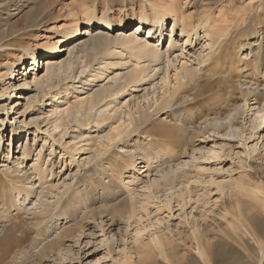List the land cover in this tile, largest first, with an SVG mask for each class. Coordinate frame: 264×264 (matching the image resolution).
<instances>
[{
    "label": "rangeland",
    "instance_id": "374dc122",
    "mask_svg": "<svg viewBox=\"0 0 264 264\" xmlns=\"http://www.w3.org/2000/svg\"><path fill=\"white\" fill-rule=\"evenodd\" d=\"M173 1L0 0V244L14 227L0 264H192L197 253L190 236L200 243L204 264H264V112L255 114L264 108V94L246 98L248 86L262 88L252 73L246 78L251 83H243L233 63L237 53L248 52L246 43L260 25L238 40L235 27L243 29V17L254 26L261 0L175 1L182 18L192 17L189 26L207 13L211 22L233 25L220 46L232 83L215 84L199 64L208 45L218 46L201 30L190 55L181 53L177 44L184 40L179 30L170 38L171 18L158 41L147 37L146 26L137 31L140 43L148 38V50L128 43L159 52L158 64L118 40L99 50L78 48L70 63L66 52L59 53L56 60L65 64L49 76L45 58L30 70L27 55L45 46L46 37L59 38L62 28L109 17L131 22L128 35L138 30L141 17L170 15ZM21 58L24 65L16 71L24 75L13 80ZM131 73L138 82L113 93ZM209 80L214 86L206 87ZM13 83L19 88H10ZM179 85L175 103L168 96ZM101 88L112 91L91 105L92 93ZM243 104L233 132L213 129L211 120L232 118ZM143 108L145 123L131 125L128 112L135 111L136 120ZM16 128L21 132L14 134ZM23 149L30 153L26 160ZM147 162L148 175L139 173ZM33 163L37 170L30 173ZM15 167L29 170L30 179ZM5 168H11L15 185L7 182ZM16 186L23 188L19 197ZM253 214L262 221H246L244 229L241 222Z\"/></svg>",
    "mask_w": 264,
    "mask_h": 264
},
{
    "label": "bare ground",
    "instance_id": "6f19581e",
    "mask_svg": "<svg viewBox=\"0 0 264 264\" xmlns=\"http://www.w3.org/2000/svg\"><path fill=\"white\" fill-rule=\"evenodd\" d=\"M175 1L176 0H174L173 3H171V4H173L172 5L173 10L170 11V15H164L162 13V14L155 15L152 19H149V18H146V17H141L140 19H138V21H137L138 23L134 27L135 28L134 30H136L137 28H138V30L132 31L133 30L132 29L129 32L128 35H126V32L124 30L130 25L131 22L125 21L126 19L125 20H123V19H121V20H113V19H111L109 17H102L98 21H96V20H94L92 18H89L84 23H80V22L77 21L70 28H62L61 31H60L59 38L53 40L54 39L53 37H50V36L46 37V40H48V41L46 42L45 46H43L42 48H39L36 51L31 52L30 54L27 55L29 57V61H30V65H29L30 68H31L30 70L34 71V70H36V67L39 68L40 60H43V58H45L46 70L48 72L47 76H49L50 73H51V70H54L56 68V66L61 68L65 64L64 60H62V61L56 60V57L58 56L59 53H65L66 52L67 53V60H65V61H67L66 63H70L72 58L77 53L76 51H77L78 48L79 49L82 48V50H85V49L99 50L103 46L107 45L108 43H112L113 41H117L118 42V40H119V44H121V42L123 41V43H126V45H128V43H134L133 45L136 46L135 43L139 44L140 40L138 39V36H136L135 34L137 33V31L141 30L142 28H146V27H147L146 30H147V35H148L147 37L148 38H152V39H156L158 41L159 39H162V37H163V34H164L163 30L165 28L164 26H166V20L171 18L172 19V29H171V31L173 33L171 32L172 34H171L170 38H173L176 35V33H177L176 30H179L180 36L184 40L181 45H180V43L177 44L179 47H181V49H179L181 51V53L190 55V52L193 49V47H192L193 40H196L198 31L201 30L202 33L204 34V38L206 40L213 41V44L214 45L217 44L219 47L217 46L214 49L210 45H208L210 51L207 54V59L202 61L206 56L203 57V58H199V64H200V62H201V64H205L203 66V68L204 67L206 68V70H205L206 74H209L210 79H212L213 81L216 82V81L219 80V82L221 81L223 83L230 82L231 79H230V77H228V72H227L228 70H224V67H223L224 66V59L226 57L225 58L221 57V54H222V51H223L221 47H223L222 44L227 42L228 38H230L229 35H230V32H232L230 30L231 29L233 30V28H234L233 25L231 24V26L233 28L231 26H228L229 24L226 26L225 24H227V23H225L224 21L222 22L220 20H219V23L216 22V21L215 22H211V21H209L210 14L207 13L209 16L207 14H204L206 16H203L204 18L202 17V19H200L201 21L199 22V24L196 27L189 26V24L187 25L186 23H188L189 20H190V22H192L191 21L192 17L182 18V15L178 14L176 12V10L178 9V3H176ZM238 1H240V0H238ZM255 2H257V1H254V2L251 1V4H253V3L255 4ZM20 9L21 8H19V7L16 9V10H18L17 13L21 11ZM256 10H257L256 13L259 12L258 13L259 14V18L257 17V19H256V16H255V23H254V26L252 28L250 27L251 17H247V18L243 17V19H241V22H242L241 24H244L245 26L243 27V29H241V28L238 29L239 26L235 27L236 30L234 28L235 31L233 32V33H235L237 31L236 33L239 34V35L235 34L236 37H237L235 39L238 40L239 37H241V36H243L245 38V37H248V36H251V35L255 34L254 32H255L256 28L254 29V27L255 26L257 27L258 25H260V27L259 26L257 27L258 28V31H256L257 35L251 37L252 39L255 38L253 40V42L250 43L249 41H247V43H246V48L248 49V52L245 53V55H242V56L238 55V53H237L236 60L233 61L234 65H237V67L239 68V71H240L239 75L241 74L243 76L242 78H244L242 80L243 83L244 82H247L248 84L251 83V81H247L246 78L253 77V76L247 77L249 74L252 73L257 78V82L260 85V87L262 88V89H259V87L258 88L257 87L251 88L250 86H248L247 89H245V90L243 89L244 90L243 93H244V96L246 98H248L247 96H250V94L252 95L251 97L254 96L253 94H255V95L256 94H259V95H263L264 94V46H262V42L264 41V0H261V2L259 3V5H258ZM199 18H201V17H199ZM26 19L29 22L30 21V16H28ZM228 22L230 23L231 21H228ZM82 25L84 26V28L80 29V27ZM115 29L117 31H113ZM111 30L113 32H111ZM113 35H115V36H113ZM232 37L234 38L235 36H232ZM148 38H146L143 41V43H140V45L141 44L143 45L142 48H144V50H148L147 49V39ZM230 41H232V39H230ZM3 47H4L3 45H0V49L3 48ZM129 47L131 48L132 45L129 46ZM137 47H138V45H137ZM137 47H135V49ZM132 48L134 49V47H132ZM142 48L141 49L137 48V49H140L139 50L140 54L142 52V54H144V56H145V57L144 56H141V57H143L144 59H146V58L150 59L151 60V61H149L150 63L151 62H153V63L155 62V64H158V61L160 60L162 55L159 52L157 53V52H155L153 50L149 51V52H145ZM164 57L166 58V56H164ZM230 57H231V55L229 56V58ZM229 58H227V59H229ZM166 59H168V58H166ZM24 62H25V59L21 58L14 65L15 70H13V72H17V74H15L14 76H11V79L15 80L16 78H19V79H17V81H19L22 78V75H24V74L20 73L18 70L16 71V69L19 68V67L22 68L23 65H24ZM41 64H42V62H41ZM251 66H253L254 68L253 67L249 68ZM230 67H232V66H230ZM197 74H198V72H197ZM190 75H191V77H193V73H190ZM213 76H215V78H212ZM216 76H220V77H216ZM188 77H189L188 74L185 75V78L188 79ZM193 79L194 78H191V80H189V81L193 82L194 81ZM51 80H52V78H51ZM138 80H139L138 75L136 73H131V74H127L126 76H124V80H123L124 82L122 84H120V83L119 84H115V86L112 87V88H114L113 91L110 90L111 87H110V89L108 88V90L107 89L104 90L103 88H101L102 90H99V89L98 90H94V92L92 93L91 98H90L91 105H95L96 103H99L102 99H105L106 97H108L110 95L109 94L110 91H112L113 93H114V91H116L115 93L120 92L125 87H127L128 85H130V84L134 85L135 83L138 82ZM210 82H211V80H209V82H207L206 87H211L215 83L214 82L211 85ZM195 83L196 82H194V84ZM217 83L218 82H216L215 84H217ZM223 83H222V85H223ZM230 83H232V81ZM9 87L13 88V90H16V89L19 88V86H17V84H14V83L10 84ZM223 87H226V86H223ZM179 89H181L180 85L175 89V91L173 93H171L170 96H168L169 100L170 99H172L173 101L176 100L175 96H177V99H178V97L181 94V93L179 94V92L182 90V89L181 90H179ZM261 90H263V91H261ZM177 94H179V95H177ZM163 95L165 97L166 96V92H164ZM246 98H245V102H246ZM167 100H168V98H167ZM167 100H164V102H166ZM244 109H246V107L243 104L242 108L239 111H236L233 114L232 118H230L229 114H228L227 116H225V118H221V119L216 118V119L211 120V122H212V124L214 126L213 129H218V130L219 129L220 130L224 129V130H227L228 133L233 132L235 130V128H236L235 127L236 120L239 117L242 118V115H244V112H245ZM136 111H137V115H138V118L136 117L137 118L136 120L133 117L135 115V111L134 112H130V111L128 112V117H130V119H131L129 123L131 125L132 124L136 125V124H139V123H140V125L144 124L145 123V118L144 117H145V114H146V112H144L145 109L143 108V112L144 113L142 112V109H137ZM262 112H264V108L262 110H255V114H260ZM256 120H258V119H256ZM261 120H264V116H261ZM203 123L206 124L207 122L204 121ZM13 124L14 123L11 124V128L12 129H13ZM212 124H210V125H212ZM206 125H205V127H206ZM200 130H201V128H200ZM2 131H3V125H0V133ZM20 132H21V130L19 128L14 129V134H18ZM29 154L30 153L28 152V150L23 149L22 152H21V159L26 160L27 156ZM16 161H18V159H16L14 162H12L13 166H14ZM146 164L147 165H145V166L142 165V167H139V168H145L146 167L147 169L146 170H141L139 173L142 174V173L147 172V175H148L151 165H149L148 162ZM37 166L38 165L36 163L35 164L33 163L32 166L29 167V169L31 170L30 173H34V171H35ZM18 169H19L18 167H15V171L14 172L17 173V174L22 173L21 177H23V179H25V180L26 179L27 180L30 179V176L28 174L29 170L25 169V171H24V170H18ZM5 171L8 172L7 176L9 177V178L7 177L8 178L7 182L8 183L10 182V183L15 185L17 179L13 177V172L11 171V168H7V169L5 168ZM37 176L39 177L38 178V182H39V186L38 187H40L42 178H40V174H37ZM262 183L264 184V182H262ZM22 190H23V188H21V187H17L16 188L17 197L20 196V193H21ZM31 193L34 194V193H36V191L31 189ZM25 200H26V198L24 197V201ZM37 201L38 202L34 204V208H36L38 206L39 200H37ZM15 202H16V204L14 203L15 206H17L18 200H16ZM261 218H262V216L260 214H253L252 216H249L244 221H242L241 222V226L243 228L248 226L247 224H245V222L248 221V222L252 223L253 222L252 220H254V219L262 221L263 218L262 219ZM13 230H14V227L10 231V234L8 235V237L4 241H2L1 244H0L1 245L0 262L5 260L6 256L8 255V252H9L8 241H10L13 238L12 237L13 236ZM190 237H191V240L195 241V248H193V249L197 253L196 255L195 254L192 255L191 263L192 264H204L203 261H202L203 260V254H202V251H201L200 243L197 241V238H194L192 236H190ZM220 240L228 247V249L231 248V245L227 244L228 242L225 239H220Z\"/></svg>",
    "mask_w": 264,
    "mask_h": 264
}]
</instances>
